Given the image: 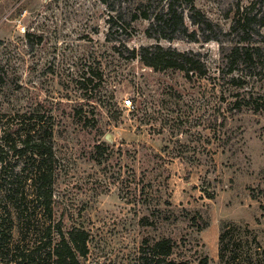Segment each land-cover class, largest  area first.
Here are the masks:
<instances>
[{"label": "rangeland", "instance_id": "1", "mask_svg": "<svg viewBox=\"0 0 264 264\" xmlns=\"http://www.w3.org/2000/svg\"><path fill=\"white\" fill-rule=\"evenodd\" d=\"M195 1L228 28L227 12L251 0ZM108 18V0H0V112L54 116L55 216L90 232L84 263L142 264L145 237H170L175 257L221 264L230 221L264 247V109L233 105L244 90L264 102V75L226 89L215 77L221 44L185 38L160 43L201 52L210 79L155 70L119 54ZM148 25L135 22L129 46L157 43Z\"/></svg>", "mask_w": 264, "mask_h": 264}, {"label": "trees", "instance_id": "2", "mask_svg": "<svg viewBox=\"0 0 264 264\" xmlns=\"http://www.w3.org/2000/svg\"><path fill=\"white\" fill-rule=\"evenodd\" d=\"M108 10V41L119 43L115 48L122 57L139 59L155 70H180L189 81L210 79L211 69L201 52L166 47L160 40L216 41L222 61L215 77L226 89L252 88L264 75V0L237 2L226 14L228 28L198 8L195 0H108ZM138 20L149 22L147 36L157 43L129 46ZM122 34L128 39L118 40ZM96 77L101 79L102 74L97 72ZM244 91L243 96L233 94L235 109H264V102ZM54 126V116L47 111L0 112V264H85L89 254L90 232L77 226L66 229L55 216L59 159ZM141 223L152 225L148 217ZM175 247L170 237H145L141 262L209 264L208 256L196 263L177 258ZM218 257L221 264H264V247L247 223L230 221L221 227Z\"/></svg>", "mask_w": 264, "mask_h": 264}, {"label": "built area", "instance_id": "3", "mask_svg": "<svg viewBox=\"0 0 264 264\" xmlns=\"http://www.w3.org/2000/svg\"><path fill=\"white\" fill-rule=\"evenodd\" d=\"M124 106H126V107H131V106H133L132 100H131L130 98L124 100Z\"/></svg>", "mask_w": 264, "mask_h": 264}]
</instances>
